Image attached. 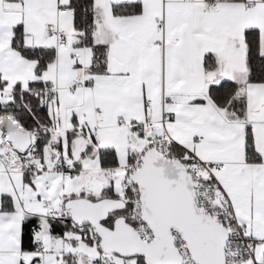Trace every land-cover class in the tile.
Returning <instances> with one entry per match:
<instances>
[{
  "label": "snow or ice",
  "instance_id": "6c2138e0",
  "mask_svg": "<svg viewBox=\"0 0 264 264\" xmlns=\"http://www.w3.org/2000/svg\"><path fill=\"white\" fill-rule=\"evenodd\" d=\"M0 264H264V0H0Z\"/></svg>",
  "mask_w": 264,
  "mask_h": 264
}]
</instances>
